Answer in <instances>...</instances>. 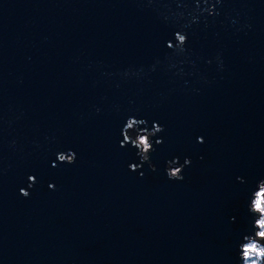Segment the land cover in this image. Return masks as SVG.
Here are the masks:
<instances>
[{
	"label": "water",
	"instance_id": "obj_1",
	"mask_svg": "<svg viewBox=\"0 0 264 264\" xmlns=\"http://www.w3.org/2000/svg\"><path fill=\"white\" fill-rule=\"evenodd\" d=\"M261 179L264 0H0V264H242Z\"/></svg>",
	"mask_w": 264,
	"mask_h": 264
},
{
	"label": "clouds",
	"instance_id": "obj_2",
	"mask_svg": "<svg viewBox=\"0 0 264 264\" xmlns=\"http://www.w3.org/2000/svg\"><path fill=\"white\" fill-rule=\"evenodd\" d=\"M177 45L168 44V47H179L183 50V45L187 42L185 35L177 34ZM99 111V109H97ZM146 123L143 119L129 118L126 121V125L123 128V142H130L133 147L137 149V156L139 157L141 164L147 163L151 171H157L156 166L151 162V154L155 151L153 144V137L158 133L163 132L164 128L158 123H153V129L148 130L146 128L141 129L139 126ZM198 142L203 143V138L198 137ZM163 141L158 139L156 144H160ZM57 160L61 163L74 164L76 161V153L72 150L68 152L57 153ZM191 165V159L185 158L183 164H179V158H174L165 165L166 176L169 180L183 181V170L185 166ZM139 165L131 164L129 168L133 171L137 170ZM143 175V173H141ZM29 181L34 182L35 177L29 176ZM237 180L243 183L241 177H237ZM31 186V185H30ZM50 189H55V185L49 184ZM20 194L27 198L30 193L25 189L20 190ZM249 213L255 217L253 221L254 233L244 237V242L238 246V258L242 264H264V179L257 182L255 190L251 193L250 201L247 205Z\"/></svg>",
	"mask_w": 264,
	"mask_h": 264
}]
</instances>
